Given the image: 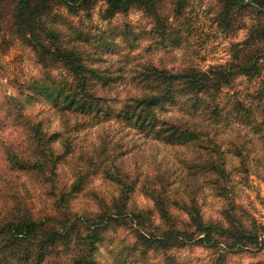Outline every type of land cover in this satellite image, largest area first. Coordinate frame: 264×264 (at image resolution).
I'll use <instances>...</instances> for the list:
<instances>
[{"label":"rangeland","instance_id":"374dc122","mask_svg":"<svg viewBox=\"0 0 264 264\" xmlns=\"http://www.w3.org/2000/svg\"><path fill=\"white\" fill-rule=\"evenodd\" d=\"M225 3L151 0L112 16L105 13L104 0H92L77 13L51 4L47 25L59 42L102 72L91 85L100 97L99 111L89 115L64 110L63 101L55 104L66 69L22 42L13 24V2L3 4L0 223L16 207L37 219L51 217L61 236L45 264L57 263L59 254L72 259L89 247L97 264H215L218 256L219 264H264V59L260 75L252 79L239 66L264 45V8L251 4L228 10ZM149 64L203 71L234 66V79L218 97L220 116L210 119L202 109L193 116L195 140L163 142L160 123L144 128L136 118L118 116L125 100L140 91L138 75ZM159 112L161 120L182 114ZM37 123L48 134L58 133L52 141V153L59 156L54 177L9 164L14 154L32 157L29 138ZM213 164L218 171L209 170ZM106 169L124 176L130 189L122 191L106 177ZM151 190L180 200L187 199L184 193L194 194L206 225L230 227L231 215L233 225L252 236L239 242L213 230L214 248L169 238L173 229L186 237L192 230L189 218L168 204L173 222L161 219ZM116 205L127 214L115 215ZM139 213L143 223L135 217ZM153 237L163 245L150 246Z\"/></svg>","mask_w":264,"mask_h":264},{"label":"trees","instance_id":"16d2710c","mask_svg":"<svg viewBox=\"0 0 264 264\" xmlns=\"http://www.w3.org/2000/svg\"><path fill=\"white\" fill-rule=\"evenodd\" d=\"M8 0H0V9ZM13 2L12 19L16 28V34L22 42L49 62L60 63L67 72V76L62 81H58L60 87L57 89L59 96L55 100L58 105L60 101L65 102L63 109L78 112L81 114H92L99 111V100L91 89L95 80L103 77L101 71L86 64L82 55L73 47H67L59 42L58 35L47 25V13L49 7L54 2L63 5L68 12L77 13L80 9L89 7L92 0H11ZM107 2L105 13L112 16L118 12H125L139 4L149 5L151 0H104ZM255 5L264 8V0H249L242 3V0H226L227 9L236 6L247 7ZM141 6V5H140ZM259 33V30H258ZM245 43V41H244ZM264 59V45H257L254 57L239 63L243 70L242 74L252 79L260 75L259 60ZM237 60V59H236ZM238 65V64H237ZM236 73L234 66L224 69L219 66L211 67L209 70H197L194 68L186 69H166L149 64L144 67L138 75L136 84L141 85L140 91L130 96L121 106L118 116L126 121L136 118L142 127L147 124L160 123L159 133L164 134L163 142L182 140H195L198 131L192 127L193 116L200 109L203 113L209 114V118L220 116L219 95L222 90L231 84ZM137 88V87H136ZM183 98L181 102L180 99ZM111 109H114L113 107ZM182 111L179 116H168L166 119L159 117V111ZM121 114V115H120ZM166 121V122H165ZM149 122V123H148ZM32 137L29 138L31 156L18 157L16 154L8 157L9 164L14 169H37L41 173L55 176L58 155L52 153V141L58 133L48 134L40 124L33 125L31 130ZM211 171H218L214 164L209 167ZM222 168V167H221ZM106 177L120 184L122 191L127 192L130 185L127 179L119 172L106 169ZM132 188V187H131ZM154 190L148 192L153 200L156 210L161 219L168 223L173 222L168 204H172L184 211L189 218L192 230L184 233L186 237L180 235L178 229L171 231L173 235L169 238H178L181 243L200 242L202 244L216 246V239L213 233L216 231L218 236L236 238L239 242L252 236V233L245 228H238L233 225L231 215H228L230 227L206 225L200 213V207L196 200V195L186 194V200L171 198L168 195L159 196ZM115 215H126L124 206H117ZM18 210V211H17ZM16 207L11 218L3 219L0 223V264H45V258L50 249L58 246L61 233L55 229L51 223V217L44 220L34 218L31 211L19 213ZM136 219L143 223L144 214H137ZM215 230V231H213ZM170 232V233H171ZM196 234V237L192 235ZM93 243L92 239H89ZM150 246L163 245L159 238L153 237ZM178 242V241H177ZM15 258L10 259L11 257ZM218 256L215 264H219ZM54 264H97L91 257V248L74 256L72 259H63L59 254L57 263Z\"/></svg>","mask_w":264,"mask_h":264}]
</instances>
